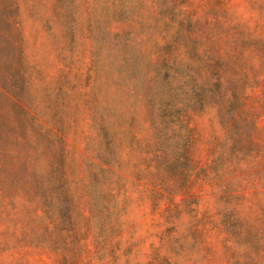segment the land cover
<instances>
[{"label":"rangeland","instance_id":"374dc122","mask_svg":"<svg viewBox=\"0 0 264 264\" xmlns=\"http://www.w3.org/2000/svg\"><path fill=\"white\" fill-rule=\"evenodd\" d=\"M263 93L264 0H0V264H264Z\"/></svg>","mask_w":264,"mask_h":264},{"label":"trees","instance_id":"16d2710c","mask_svg":"<svg viewBox=\"0 0 264 264\" xmlns=\"http://www.w3.org/2000/svg\"><path fill=\"white\" fill-rule=\"evenodd\" d=\"M261 104H262V107L264 108V93L262 95V100H261ZM256 139L257 140H261V141H264V129H262L256 136ZM198 140V139H197ZM198 142V141H197ZM197 142L195 144H197ZM204 168H201L198 173L196 174L195 178L193 179L192 181V187L193 188H196L201 179L203 178V175H204ZM70 257H62V258H58V259H55L54 260V264H70Z\"/></svg>","mask_w":264,"mask_h":264}]
</instances>
